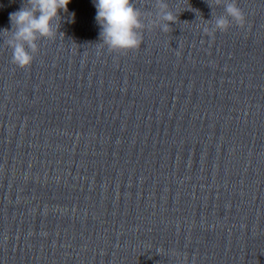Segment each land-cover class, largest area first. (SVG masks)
Instances as JSON below:
<instances>
[{
	"label": "clouds",
	"instance_id": "clouds-1",
	"mask_svg": "<svg viewBox=\"0 0 264 264\" xmlns=\"http://www.w3.org/2000/svg\"><path fill=\"white\" fill-rule=\"evenodd\" d=\"M71 0H24L18 11L10 13L11 29L0 34L11 50V61L19 68H28L39 51V42L55 39L59 32L61 11H67ZM223 13L205 20L203 32L214 37L217 31L226 32L235 23L243 27L246 15L237 0H214ZM96 21L100 26V43L109 52L127 54L138 50L145 30L168 32L177 22L168 0H151L148 8L137 7L134 0H95ZM213 9V5L210 4ZM61 33V32H59Z\"/></svg>",
	"mask_w": 264,
	"mask_h": 264
}]
</instances>
